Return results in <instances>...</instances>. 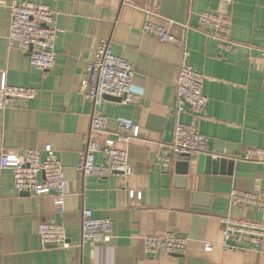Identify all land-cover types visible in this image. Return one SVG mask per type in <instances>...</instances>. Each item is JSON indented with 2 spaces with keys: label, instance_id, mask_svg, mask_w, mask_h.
<instances>
[{
  "label": "crops",
  "instance_id": "obj_1",
  "mask_svg": "<svg viewBox=\"0 0 264 264\" xmlns=\"http://www.w3.org/2000/svg\"><path fill=\"white\" fill-rule=\"evenodd\" d=\"M13 1L0 0V86L34 88L38 95L3 112L5 145L17 153L51 145L68 185L60 208L51 194L19 193L13 172L0 169V264H264V244L259 251L246 245L225 250L220 224L222 216L264 221L257 210L230 202L233 190L264 194V164L244 159L249 150L264 149V0H233L231 6L225 0H17L44 2L56 14L61 32L55 67L45 73L31 68L26 52L8 46ZM208 11L231 13L236 49L223 51L198 30L200 15ZM147 21L184 37L185 45L158 42L144 33ZM185 24L190 29L184 32ZM101 40L133 65V91L141 98L130 105L108 99L101 107L108 145L129 154L128 178H83L77 172L93 110L85 82ZM185 60L205 77L208 106L198 119L177 110ZM121 120L137 128L128 145L117 142ZM179 123L194 124L208 138L211 154L232 166L207 172L199 158L173 157L165 170L160 157L173 156ZM96 162L105 164L103 154ZM85 210L112 222L109 242L82 244ZM51 223L65 227L69 248L43 246L39 227ZM169 233L189 240L185 256L145 254L146 237ZM206 243L214 244L211 253Z\"/></svg>",
  "mask_w": 264,
  "mask_h": 264
},
{
  "label": "built area",
  "instance_id": "obj_2",
  "mask_svg": "<svg viewBox=\"0 0 264 264\" xmlns=\"http://www.w3.org/2000/svg\"><path fill=\"white\" fill-rule=\"evenodd\" d=\"M231 6L233 0H225ZM133 8L137 6L129 3ZM11 18L7 42L10 49H20L30 58L32 69L49 72L54 69L56 61V43L61 30L57 26L56 14L44 2H18L14 0L10 6ZM151 15L150 12L147 13ZM170 25H176L169 22ZM184 32L189 25H181ZM232 29L231 13L204 12L199 17L198 30L218 41L223 51L236 49L230 38ZM143 31L156 38L162 44L185 45V38L175 36L165 27L146 22ZM185 35V34H184ZM264 53V52H263ZM188 54L186 53V58ZM135 71L132 64L114 55L111 43L101 40L96 57L89 63L88 77L85 82L87 99L92 103L90 131L86 139V148L77 166V172L83 178L100 179L119 175L128 178L132 175L130 158L127 150L108 145V118L101 107L107 98L120 99L125 105L138 104L140 96L133 91ZM205 77L185 60L180 67L176 94L177 110L180 114L190 111L195 119L205 114L208 98L204 94ZM38 90L27 87L11 86L4 82L0 86V117L3 112L19 103H26L37 98ZM137 128L129 120H121L117 133V142L128 145L136 136ZM208 138L203 136L194 124L186 126L179 123L174 132L170 146L173 156L160 157V165L168 170L173 157L199 158L210 155L219 157L209 151ZM103 154L105 164L96 162L97 154ZM244 159L249 162L264 164V149L249 150ZM0 169L13 172L14 186L19 193L35 196L51 194L60 208L63 207L67 195V180L62 163L51 145L43 148L25 150L23 153L10 152L5 145V129L0 121ZM232 205H242L264 214V194L258 196L248 192L233 190L230 193ZM225 250L249 246L259 251L264 244V221L247 218L222 216L220 218ZM113 226L109 219L96 218L92 210L83 212L82 244H105L112 238ZM39 236L44 247H70L64 226L56 223L43 224L39 227ZM189 240L175 233L163 237H146L143 241L145 254L149 256L177 255L185 256ZM214 244L206 243L205 251L211 253Z\"/></svg>",
  "mask_w": 264,
  "mask_h": 264
},
{
  "label": "water",
  "instance_id": "obj_3",
  "mask_svg": "<svg viewBox=\"0 0 264 264\" xmlns=\"http://www.w3.org/2000/svg\"><path fill=\"white\" fill-rule=\"evenodd\" d=\"M114 100V101H121L120 99H116V98H107V100ZM199 163H200V169L202 168L203 164H206V168H207V172L209 171L210 167L213 168V172L214 173H218V170L221 168L222 171H224V167L225 165H229L232 166V162H230L227 159H213L212 156L210 155H202L199 157ZM224 173V172H222ZM231 173V171L229 170V174Z\"/></svg>",
  "mask_w": 264,
  "mask_h": 264
}]
</instances>
